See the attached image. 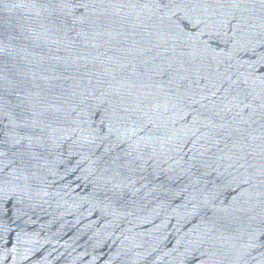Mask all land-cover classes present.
<instances>
[{"label": "water", "instance_id": "obj_1", "mask_svg": "<svg viewBox=\"0 0 264 264\" xmlns=\"http://www.w3.org/2000/svg\"><path fill=\"white\" fill-rule=\"evenodd\" d=\"M0 264H264V0H0Z\"/></svg>", "mask_w": 264, "mask_h": 264}]
</instances>
